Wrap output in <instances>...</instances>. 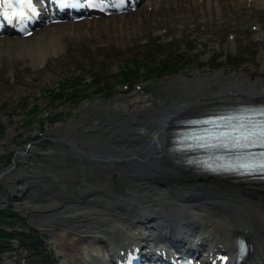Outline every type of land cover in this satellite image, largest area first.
<instances>
[{
	"label": "rangeland",
	"instance_id": "374dc122",
	"mask_svg": "<svg viewBox=\"0 0 264 264\" xmlns=\"http://www.w3.org/2000/svg\"><path fill=\"white\" fill-rule=\"evenodd\" d=\"M229 2L230 9L224 6L225 13L241 11L232 1ZM178 3L180 6L175 8L169 3L163 4V8L158 7L155 12L142 7L131 14L136 26L129 22L131 18H127L128 24L113 26L109 24L111 20H106L108 27H103L101 34L94 33L90 24L83 23L80 28L83 37L73 40L70 36L67 54L58 59L51 58L44 70L30 65L29 59L23 61L16 55L4 57L6 63H13V67L0 66V211L8 213L9 217L13 215L16 220L9 223L16 229L33 230L59 264L65 263V256L80 253L82 235L63 221L64 216L56 221L51 212L63 207L87 183H69L68 170L72 164H77L64 154V149H68L64 142L34 140L28 149L30 153L39 145L52 149L34 152L36 156L34 154L28 162L18 159V151L26 150L27 143L32 141L30 134L43 130L48 138L58 139L64 134L68 140H79L84 139V125L97 119L104 124L110 119L107 120L105 112L110 113L112 123L121 120L126 113L117 115L107 106L135 97L134 91L122 94L119 87L123 84L118 83L124 70L133 74V61L147 67L142 68L139 78L130 84H144L146 90L143 94L151 93L160 98L170 95V90L185 80L193 82L211 78L212 84L216 85L217 75L227 80L234 74H249L252 82L260 73L264 77V42L257 43L255 36L247 39L242 33H236L235 44L227 42L230 32L234 33L236 15L230 17L227 14L224 20L207 16L206 23L198 25L200 15H207L206 10L193 7L188 1ZM208 13L218 14L215 11ZM149 15H154L153 20L140 25ZM195 15L199 19L193 20ZM241 20L239 16L236 23ZM171 21L173 26L169 25ZM252 21L264 24V11L257 13ZM183 23L185 32L179 26ZM193 24L197 25L196 29ZM165 29L168 31L164 36ZM199 42L205 46L204 51L197 47ZM162 61H166L169 67L164 74L161 67L158 68ZM101 88L104 89L102 92ZM73 89L80 99L70 96ZM58 90L67 99L55 98ZM85 111L88 112L86 118ZM45 113L50 114L48 118ZM96 135L98 141L90 143L88 148L93 149L108 139L103 132ZM169 166L175 168L171 163ZM22 178L24 180L16 184ZM95 190L103 192L97 187ZM9 223L3 222L0 226ZM16 254L2 256L0 264H15Z\"/></svg>",
	"mask_w": 264,
	"mask_h": 264
},
{
	"label": "bare ground",
	"instance_id": "6f19581e",
	"mask_svg": "<svg viewBox=\"0 0 264 264\" xmlns=\"http://www.w3.org/2000/svg\"><path fill=\"white\" fill-rule=\"evenodd\" d=\"M179 1L168 3L175 8L180 6ZM257 1L260 5L264 4V0ZM203 2L218 5L217 0ZM219 2L224 7L225 4ZM189 3L198 5L195 0H189ZM235 4L238 8L241 2ZM156 10L153 9L154 12ZM132 17L120 15L112 18L111 26L129 22L136 26ZM127 18H131V21L128 22ZM153 18L154 15H149V18L142 20L143 25ZM252 19H255L254 15L250 20L240 22L247 23ZM238 21L239 15L236 14L235 23ZM83 23L75 26H50L28 39H1L0 66L7 64L13 67V63L4 61V54L17 55L23 61L29 59L33 66L43 65V56L51 54L53 49L60 53L68 44V37L74 31L72 27H78L76 34L82 37L83 31L80 28ZM88 23L99 34L103 27H108L106 19L88 21L84 25ZM235 26L238 27L233 25L232 29ZM215 79L218 80L216 85L212 84L211 78L193 82L185 80L178 87L172 88L170 95L165 98L145 93L133 99L114 102L107 106L108 109L117 115L124 112L126 115L113 123L110 116L104 124L97 119L90 125H84V139L68 140L64 134H60L55 140L57 143L72 144L91 156L82 158L74 148L64 149V154L77 164H72L68 170L69 183L77 182L78 185V182H83L87 185H82L63 207L55 208L51 217L57 221L64 216L63 221L81 235L94 236L98 233L105 238L109 236L108 243L115 246L114 242L119 240L124 230H133L137 225L139 229H144L143 226L147 228L155 222L157 224H153L159 226L155 230L156 234L173 229L191 231L197 224L190 226L188 215L195 213L194 218L200 217L204 222H212V230L223 239L248 231L249 239L254 241L255 251L264 252V181L248 177L189 174L176 166H169L170 163L174 165L172 161L177 157L164 152L171 132L176 129L172 122L189 117L186 112L189 104L200 108L264 102V77L261 73L254 82L249 74H234L227 80L217 75ZM232 90L236 94L222 97V94ZM89 129L95 130L91 132ZM97 132L105 133L108 139L90 149L88 145L98 141ZM50 149L52 147L39 145L32 153L29 150L18 151L17 158L28 162L34 154L36 156L34 152ZM93 156L96 158L90 159ZM20 180L24 179H18L16 184ZM96 187L103 192L98 193ZM184 204H187V208H184ZM79 263V259L67 262Z\"/></svg>",
	"mask_w": 264,
	"mask_h": 264
},
{
	"label": "snow or ice",
	"instance_id": "6c2138e0",
	"mask_svg": "<svg viewBox=\"0 0 264 264\" xmlns=\"http://www.w3.org/2000/svg\"><path fill=\"white\" fill-rule=\"evenodd\" d=\"M61 3L68 6L69 4H75L77 0H60ZM36 9L33 4V0H0V15L4 16L9 22L13 19L23 21L29 18V13H35ZM259 135L260 139L264 141V126H261L259 133H250L245 136L244 139H250L251 136ZM248 147L250 145H244ZM261 147H264V142L261 143ZM248 171H261L264 172V162L257 165H242Z\"/></svg>",
	"mask_w": 264,
	"mask_h": 264
},
{
	"label": "trees",
	"instance_id": "16d2710c",
	"mask_svg": "<svg viewBox=\"0 0 264 264\" xmlns=\"http://www.w3.org/2000/svg\"><path fill=\"white\" fill-rule=\"evenodd\" d=\"M168 69H169V67H168L167 63H163L162 67H161L162 73L163 74L166 73L168 71ZM133 71H134L133 75H129V74L123 72L122 75L119 76L118 81H122V82L123 81H129L134 77H138L139 76V67H137ZM58 96L63 97L62 95H58ZM7 214L8 213H6V212L0 211V219L8 220L9 216ZM10 218H12V215H10ZM6 228H8V227H5V229H0V249H1V247H3V248L8 247V245H10L11 241L16 240V239L20 240L22 237V235L18 234L16 231H13V232L9 231L8 232L6 230Z\"/></svg>",
	"mask_w": 264,
	"mask_h": 264
},
{
	"label": "water",
	"instance_id": "95a60500",
	"mask_svg": "<svg viewBox=\"0 0 264 264\" xmlns=\"http://www.w3.org/2000/svg\"><path fill=\"white\" fill-rule=\"evenodd\" d=\"M85 155V154H84Z\"/></svg>",
	"mask_w": 264,
	"mask_h": 264
}]
</instances>
